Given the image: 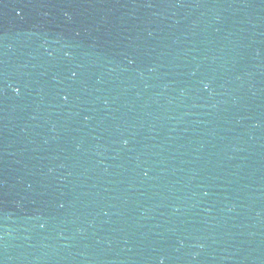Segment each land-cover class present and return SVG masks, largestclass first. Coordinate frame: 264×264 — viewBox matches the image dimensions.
Segmentation results:
<instances>
[{"label": "water", "instance_id": "water-1", "mask_svg": "<svg viewBox=\"0 0 264 264\" xmlns=\"http://www.w3.org/2000/svg\"><path fill=\"white\" fill-rule=\"evenodd\" d=\"M0 264H264V0H0Z\"/></svg>", "mask_w": 264, "mask_h": 264}, {"label": "snow or ice", "instance_id": "snow-or-ice-1", "mask_svg": "<svg viewBox=\"0 0 264 264\" xmlns=\"http://www.w3.org/2000/svg\"><path fill=\"white\" fill-rule=\"evenodd\" d=\"M16 91L18 92V91H19V89H16Z\"/></svg>", "mask_w": 264, "mask_h": 264}, {"label": "clouds", "instance_id": "clouds-1", "mask_svg": "<svg viewBox=\"0 0 264 264\" xmlns=\"http://www.w3.org/2000/svg\"><path fill=\"white\" fill-rule=\"evenodd\" d=\"M206 87H207V85H206Z\"/></svg>", "mask_w": 264, "mask_h": 264}]
</instances>
